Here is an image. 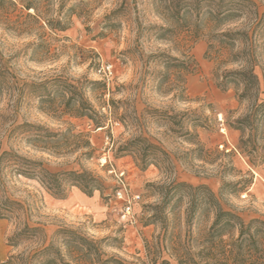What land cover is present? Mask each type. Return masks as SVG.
I'll list each match as a JSON object with an SVG mask.
<instances>
[{
  "label": "rangeland",
  "instance_id": "rangeland-1",
  "mask_svg": "<svg viewBox=\"0 0 264 264\" xmlns=\"http://www.w3.org/2000/svg\"><path fill=\"white\" fill-rule=\"evenodd\" d=\"M160 1L38 3L40 9L49 7L52 17L60 11L69 18L64 32L39 30L25 18L19 3L13 9L0 2V59L7 68L0 91V153L12 151L52 173L86 170L102 182L91 197L66 187L64 197L57 198L37 180L0 166V264H38L33 254L48 244L70 261L64 237L57 234L60 229L101 241L104 254L124 264H187L190 258L195 264H212L197 254L207 248L204 235L212 222V207L200 197L202 203L187 225L190 191L173 188L177 183L206 187L223 210L244 222H264V108L254 114L264 103V53L256 56L257 91L239 101L231 87L221 90L217 80L224 70L242 68L243 62H228L229 54L242 47L237 43L232 51H222L213 40L219 32L249 31L254 8L258 16L264 13V0H250L254 8L249 13L219 29L201 16L188 17L173 28L160 13ZM161 55L177 58L183 67L167 68ZM219 61L228 63L218 65ZM106 66L110 74L104 77L99 71ZM54 76L74 85L84 80L105 83L103 92L83 86L84 98L107 118L104 128L62 115L56 84L51 87L52 109L41 103L42 91L23 86ZM245 116L250 125L240 132L235 129L237 120ZM21 124L53 133L71 127L74 134L87 135L92 157H82L84 150L38 148L25 134L13 131ZM136 136L163 153L156 165L142 170L132 155L117 154L119 145ZM107 161L124 172L131 193L140 196L132 226L119 221ZM24 227L36 231L13 239ZM223 240L229 242L227 237Z\"/></svg>",
  "mask_w": 264,
  "mask_h": 264
},
{
  "label": "trees",
  "instance_id": "trees-1",
  "mask_svg": "<svg viewBox=\"0 0 264 264\" xmlns=\"http://www.w3.org/2000/svg\"><path fill=\"white\" fill-rule=\"evenodd\" d=\"M43 1L48 3L50 0H0L1 3L9 4L13 9H16V4L19 3L21 9L26 12L25 18L31 20L39 30L49 29L50 31L64 32L70 25L69 18L60 16V11H56V16L52 17L49 7L44 9L38 7V3ZM159 7L164 20L170 23L173 28H178L188 17L201 16L205 18L208 25L212 24L216 29L236 21L254 8L250 0H162ZM29 11H32L33 14H30ZM253 14L255 15V22L251 25L249 31H224L219 32L213 38L218 50L232 51L237 43L242 47L239 52L229 54L228 59V62H243L242 68L239 70H224L219 77V82L217 80V85L221 90H227L231 87L239 101L245 100L257 91L259 83L257 76L254 74V68L257 66L256 56L258 51L264 53V13L258 16L254 8ZM18 27L22 26L19 25ZM19 29L18 31H21L22 34L29 33L26 28ZM158 30L168 31L163 27L158 28ZM213 47L214 44L209 45V49ZM161 56L167 59V62H165L167 68L179 70L183 67L182 62L177 58ZM228 62L219 61L218 65ZM6 75L7 68L0 59V91L4 86ZM54 84L61 89L57 95L60 99V106L62 107L60 113L62 115L75 119H86L94 129L105 127L107 118L89 104L83 94L84 84H89L94 89L103 92L106 88L103 81L84 80V83L77 81L74 85L70 84L67 78L54 76L43 83L24 84L23 86L42 91L43 94L39 96L41 103L47 105L46 109H52L51 87ZM111 105H113L112 101ZM260 108H264V103L255 107L254 114ZM250 121L249 116L240 118L237 120L235 129L243 132L250 125ZM13 131L25 134L29 143L41 149L84 150L85 152L81 153L82 157H92L93 150L87 135L74 134L71 127H67L62 132L53 133L40 126L21 124L14 127ZM193 144L198 145L197 142ZM116 152L118 155H132L142 170L150 165H156L159 154H163L157 146L147 143L146 139L140 136L119 145ZM164 157H166L165 154ZM4 165L11 167L17 176L37 180L48 193L57 198L64 197L66 187L76 188L86 197H91L94 192L99 191V187L102 185L99 177L86 170L52 173L45 169L41 163L27 160L12 151L0 153V166ZM173 188H187L190 191V205L186 217L187 225L190 224L197 206L202 203V200H199L200 197L212 207V222L204 235L207 248L205 251L197 253L198 255L199 253L202 254H200L201 258H206V262L212 264H264L263 221L251 219L244 222L234 212L223 210L219 206L217 196L206 187H191L183 183H177ZM35 231L34 228L24 227L23 230L13 236V239L22 236L24 232ZM58 233L64 237L62 245L69 253L71 260L66 261L58 247L48 244L33 254L36 259H39L38 264H124L123 261L114 256L107 257L101 248V241L80 236L69 229H60L57 231ZM224 237L228 238V243L223 240ZM15 244L16 242L13 245ZM49 254L52 256L47 258L46 256ZM185 262L195 264L192 258L187 259Z\"/></svg>",
  "mask_w": 264,
  "mask_h": 264
},
{
  "label": "built area",
  "instance_id": "built-area-1",
  "mask_svg": "<svg viewBox=\"0 0 264 264\" xmlns=\"http://www.w3.org/2000/svg\"><path fill=\"white\" fill-rule=\"evenodd\" d=\"M102 75L107 77L110 74V66L101 67ZM221 121V118H219ZM109 169L107 170L108 175L114 182L113 199L119 203L118 215L119 221L124 225L132 226L135 224V204L140 200L139 195L132 194L124 176L123 171H117L110 163L107 161ZM103 164H106L105 159Z\"/></svg>",
  "mask_w": 264,
  "mask_h": 264
}]
</instances>
